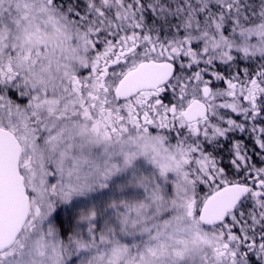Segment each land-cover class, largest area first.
I'll return each instance as SVG.
<instances>
[{"label":"snow or ice","instance_id":"obj_1","mask_svg":"<svg viewBox=\"0 0 264 264\" xmlns=\"http://www.w3.org/2000/svg\"><path fill=\"white\" fill-rule=\"evenodd\" d=\"M0 264H264V0H0Z\"/></svg>","mask_w":264,"mask_h":264}]
</instances>
